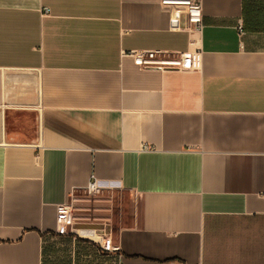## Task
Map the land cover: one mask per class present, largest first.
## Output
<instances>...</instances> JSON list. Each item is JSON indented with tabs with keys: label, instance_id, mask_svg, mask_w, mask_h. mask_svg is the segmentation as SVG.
Here are the masks:
<instances>
[{
	"label": "crops",
	"instance_id": "0c3cea01",
	"mask_svg": "<svg viewBox=\"0 0 264 264\" xmlns=\"http://www.w3.org/2000/svg\"><path fill=\"white\" fill-rule=\"evenodd\" d=\"M161 1L0 0V264H264V0Z\"/></svg>",
	"mask_w": 264,
	"mask_h": 264
},
{
	"label": "built area",
	"instance_id": "2783aa9c",
	"mask_svg": "<svg viewBox=\"0 0 264 264\" xmlns=\"http://www.w3.org/2000/svg\"><path fill=\"white\" fill-rule=\"evenodd\" d=\"M162 3L180 6L183 8V14L186 17L188 23L194 25L195 27L201 26V5L197 0H162ZM42 13H48L47 7L43 8ZM237 27L241 28V23L237 24ZM134 57V62L138 65L142 66H153L159 64H168L172 66H184L190 55L188 53H180L175 59H159L155 58V53L153 51H145V52H135L132 53ZM100 189V184L96 179H92L87 183L86 190L88 193H95ZM74 211H77L73 207H70L66 204H60L56 208V231L60 234H65L68 232H72L75 235L82 237L79 235L78 230L84 229L89 230L93 229L99 234H103L101 229L96 227H79L77 224H89L83 223L80 221L82 216L74 214ZM79 211V210H78ZM85 238V237H83ZM90 239V238H88Z\"/></svg>",
	"mask_w": 264,
	"mask_h": 264
},
{
	"label": "rangeland",
	"instance_id": "374dc122",
	"mask_svg": "<svg viewBox=\"0 0 264 264\" xmlns=\"http://www.w3.org/2000/svg\"><path fill=\"white\" fill-rule=\"evenodd\" d=\"M85 193V195H91L90 193H88L87 191L86 192H84ZM115 210V209H114ZM76 212V211H75ZM88 214H90L87 210H79V212H77V214L76 215H79V216H82L81 218H80V221L81 222H83V223H89V224H94V225H98V224H96L95 222H91V220H90V218L88 219ZM110 216H111V212H107V217H109L110 218ZM99 226V225H98ZM102 226V225H101ZM95 230H93L92 228L91 229H89V230H84V229H81V230H78V232L79 233H82L83 235H85V234H91V233H93ZM77 236V235H76ZM81 238H83V237H81ZM83 239H88V238H83ZM92 241V240H91Z\"/></svg>",
	"mask_w": 264,
	"mask_h": 264
},
{
	"label": "water",
	"instance_id": "95a60500",
	"mask_svg": "<svg viewBox=\"0 0 264 264\" xmlns=\"http://www.w3.org/2000/svg\"><path fill=\"white\" fill-rule=\"evenodd\" d=\"M79 227H96L94 224H77Z\"/></svg>",
	"mask_w": 264,
	"mask_h": 264
}]
</instances>
